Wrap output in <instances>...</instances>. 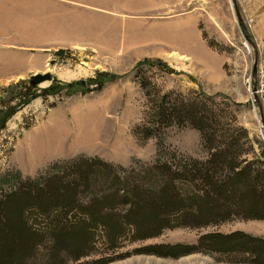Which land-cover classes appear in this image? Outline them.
Masks as SVG:
<instances>
[{
  "label": "rangeland",
  "instance_id": "374dc122",
  "mask_svg": "<svg viewBox=\"0 0 264 264\" xmlns=\"http://www.w3.org/2000/svg\"><path fill=\"white\" fill-rule=\"evenodd\" d=\"M191 1L195 16L191 30L176 31L174 25L162 28L159 17L169 12L161 0H142L141 5L131 0L112 9L109 16L117 22L115 32L75 33L77 39H67L62 59L56 55L58 50L53 51L55 64L48 63L38 73L51 74V81L28 91L25 85L38 74L0 80V196L17 187L18 175L35 179L79 157L102 160L118 168L121 177L124 172L170 161L172 155L206 160L201 134L188 122L179 126L172 119L165 127L160 123L162 108L182 103L213 112L220 122L235 123L264 144V77L260 78L264 76V0ZM137 19L149 30H124ZM94 78L106 80L100 91L88 84ZM79 81L86 86H79ZM51 85L58 87V93L43 96L41 90ZM25 93L31 98L22 106ZM148 127L153 133L147 138L137 131ZM55 130L61 134L47 145L51 157L39 161L43 148L37 146L38 139ZM215 139L219 142L220 137ZM236 231L264 238V222L234 220L203 228H173L147 240L127 235L119 237L115 250L99 231L90 251H82L85 256L78 261L73 258L75 251L39 250L24 264H92L101 258L109 259L108 264H250L237 251H199L177 258L135 251L153 245H197L203 235Z\"/></svg>",
  "mask_w": 264,
  "mask_h": 264
},
{
  "label": "trees",
  "instance_id": "16d2710c",
  "mask_svg": "<svg viewBox=\"0 0 264 264\" xmlns=\"http://www.w3.org/2000/svg\"><path fill=\"white\" fill-rule=\"evenodd\" d=\"M104 82L94 78L88 84L100 91ZM25 88L31 91L36 86L29 83ZM57 90L51 85L41 93L50 96ZM24 98L22 106L31 97L25 93ZM158 116L164 127L175 119V124L188 122L199 131L206 160L172 155L170 161L121 177L118 168L102 160L79 157L35 179L18 175L17 187L0 196V264H24L39 250L75 251L73 258L78 261L85 256L82 251H90L99 231L115 250L119 237L127 235L147 240L173 228H203L234 220L264 222V144L251 139L243 127L220 122L213 112L183 103L162 108ZM137 131L147 138L153 128ZM119 207L127 210L118 213ZM135 251L171 258L199 251H237L250 264H264V238L241 231L203 235L197 245H153ZM109 262L101 258L92 264Z\"/></svg>",
  "mask_w": 264,
  "mask_h": 264
},
{
  "label": "crops",
  "instance_id": "0c3cea01",
  "mask_svg": "<svg viewBox=\"0 0 264 264\" xmlns=\"http://www.w3.org/2000/svg\"><path fill=\"white\" fill-rule=\"evenodd\" d=\"M133 1L140 3L142 0ZM161 1L162 8L169 12L159 17L162 28L174 25L172 29L180 32L194 28L191 0ZM129 2L131 0H0V80L22 79L44 72L52 61L53 51L66 48L71 36L76 41L75 33L106 29L115 32L117 22L109 15L113 14L112 9L127 6ZM174 7L177 9L171 10ZM178 17L185 19L178 21ZM124 30L144 32L149 27L137 19ZM60 134V130L49 131L38 139L37 146L43 148L39 161L48 158L51 153H46L51 148L47 149V145L51 144L53 137L60 138Z\"/></svg>",
  "mask_w": 264,
  "mask_h": 264
},
{
  "label": "water",
  "instance_id": "95a60500",
  "mask_svg": "<svg viewBox=\"0 0 264 264\" xmlns=\"http://www.w3.org/2000/svg\"><path fill=\"white\" fill-rule=\"evenodd\" d=\"M65 54H66V51L64 49H60L56 53V55L59 58H61V59L65 56ZM53 64H55V60L51 61V65H53ZM51 80H52V77H51V74H49V73H46L44 75L38 74V75L33 76L29 83L32 86H37V85H39L41 83H44L46 81H51ZM77 84L79 86H81V87H85L86 86V82L85 81H79V82H77Z\"/></svg>",
  "mask_w": 264,
  "mask_h": 264
},
{
  "label": "built area",
  "instance_id": "2783aa9c",
  "mask_svg": "<svg viewBox=\"0 0 264 264\" xmlns=\"http://www.w3.org/2000/svg\"><path fill=\"white\" fill-rule=\"evenodd\" d=\"M263 77H264V76L261 74V75H260V78L262 79ZM262 81H263V79H262Z\"/></svg>",
  "mask_w": 264,
  "mask_h": 264
},
{
  "label": "bare ground",
  "instance_id": "6f19581e",
  "mask_svg": "<svg viewBox=\"0 0 264 264\" xmlns=\"http://www.w3.org/2000/svg\"><path fill=\"white\" fill-rule=\"evenodd\" d=\"M146 35V34H145ZM146 37V36H145ZM148 37V36H147ZM144 38V37H143Z\"/></svg>",
  "mask_w": 264,
  "mask_h": 264
}]
</instances>
